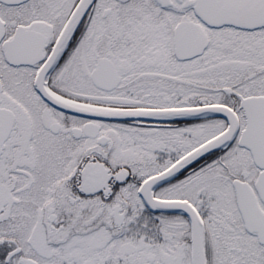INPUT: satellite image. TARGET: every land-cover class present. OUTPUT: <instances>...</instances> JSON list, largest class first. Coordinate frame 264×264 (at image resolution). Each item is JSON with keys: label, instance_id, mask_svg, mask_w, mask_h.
Masks as SVG:
<instances>
[{"label": "snow or ice", "instance_id": "6c2138e0", "mask_svg": "<svg viewBox=\"0 0 264 264\" xmlns=\"http://www.w3.org/2000/svg\"><path fill=\"white\" fill-rule=\"evenodd\" d=\"M0 264H264V0H0Z\"/></svg>", "mask_w": 264, "mask_h": 264}]
</instances>
